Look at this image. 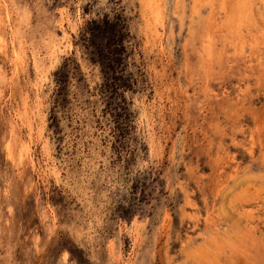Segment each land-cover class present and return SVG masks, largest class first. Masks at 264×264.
Segmentation results:
<instances>
[{
    "label": "rangeland",
    "instance_id": "374dc122",
    "mask_svg": "<svg viewBox=\"0 0 264 264\" xmlns=\"http://www.w3.org/2000/svg\"><path fill=\"white\" fill-rule=\"evenodd\" d=\"M0 8V264H264V0Z\"/></svg>",
    "mask_w": 264,
    "mask_h": 264
},
{
    "label": "trees",
    "instance_id": "16d2710c",
    "mask_svg": "<svg viewBox=\"0 0 264 264\" xmlns=\"http://www.w3.org/2000/svg\"><path fill=\"white\" fill-rule=\"evenodd\" d=\"M101 38L106 41V47L112 51H108L107 61L110 63L124 62L126 56L125 41L127 37V28L124 22L117 18L110 20L105 18L103 21H92L88 24L86 30L83 31V37ZM58 87L61 86L60 81L56 80ZM123 89L122 87H117ZM52 122H55V116L51 117ZM52 127V126H50Z\"/></svg>",
    "mask_w": 264,
    "mask_h": 264
},
{
    "label": "bare ground",
    "instance_id": "6f19581e",
    "mask_svg": "<svg viewBox=\"0 0 264 264\" xmlns=\"http://www.w3.org/2000/svg\"><path fill=\"white\" fill-rule=\"evenodd\" d=\"M1 9V8H0ZM24 13V12H23ZM6 14V13H5ZM16 14V13H15ZM22 14V13H21ZM63 14H64V12H63ZM61 15V14H60ZM22 16V15H21ZM62 16V15H61ZM65 16V15H64ZM26 18V17H25ZM18 19H20V18H18ZM63 20V19H62ZM64 21V20H63ZM16 22H18L17 20H16ZM22 22V21H21ZM24 23V22H23ZM59 23V22H58ZM25 24V23H24ZM61 24V23H60ZM25 26V25H24ZM22 27V26H21ZM27 27V26H26ZM58 28V27H57ZM68 28V27H67ZM22 29H23V27H22ZM26 30V29H25ZM24 30V31H25ZM63 30V29H62ZM28 31V30H27ZM59 31V30H58ZM27 33V32H26ZM30 34V33H29ZM46 34H44V36H45ZM35 36V35H34ZM23 37V36H22ZM25 37H26V35H25ZM50 37V36H49ZM48 37V38H49ZM32 37H29L28 39H31ZM23 39V38H22ZM4 40V39H3ZM26 40V39H25ZM34 40V39H33ZM28 42V41H27ZM44 42H45V40H44ZM49 42V41H48ZM30 43V42H29ZM52 43V42H51ZM21 44V43H20ZM28 44V43H27ZM36 44L38 45V44H40V43H37L36 42ZM49 44V43H48ZM45 45H46V43H45ZM25 47V46H24ZM44 47V46H43ZM36 48V47H35ZM40 50V49H39ZM40 54V53H39ZM32 56V55H31ZM13 59V58H12ZM11 131V130H10ZM12 134V133H11ZM16 140V139H15ZM19 142V141H18ZM14 143H15V141H14ZM22 143H23V141H22ZM12 148V147H11ZM13 150V149H12ZM14 151V150H13ZM21 151V150H20ZM12 153V152H11ZM17 153V152H16ZM14 156V155H13ZM12 160V159H11ZM13 161V160H12ZM11 209V208H10Z\"/></svg>",
    "mask_w": 264,
    "mask_h": 264
}]
</instances>
